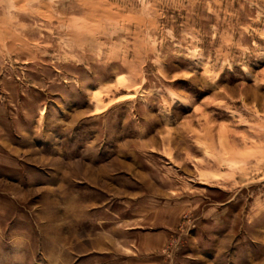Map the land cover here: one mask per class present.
<instances>
[{
  "label": "rangeland",
  "instance_id": "obj_1",
  "mask_svg": "<svg viewBox=\"0 0 264 264\" xmlns=\"http://www.w3.org/2000/svg\"><path fill=\"white\" fill-rule=\"evenodd\" d=\"M0 264H264V0H0Z\"/></svg>",
  "mask_w": 264,
  "mask_h": 264
}]
</instances>
